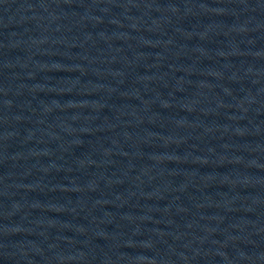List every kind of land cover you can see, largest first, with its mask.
<instances>
[{
  "label": "water",
  "instance_id": "95a60500",
  "mask_svg": "<svg viewBox=\"0 0 264 264\" xmlns=\"http://www.w3.org/2000/svg\"><path fill=\"white\" fill-rule=\"evenodd\" d=\"M0 264H264V0H0Z\"/></svg>",
  "mask_w": 264,
  "mask_h": 264
}]
</instances>
